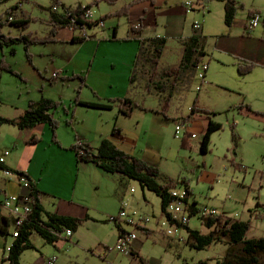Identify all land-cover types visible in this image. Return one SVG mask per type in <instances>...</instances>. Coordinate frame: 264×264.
I'll use <instances>...</instances> for the list:
<instances>
[{"label":"rangeland","instance_id":"374dc122","mask_svg":"<svg viewBox=\"0 0 264 264\" xmlns=\"http://www.w3.org/2000/svg\"><path fill=\"white\" fill-rule=\"evenodd\" d=\"M90 1L11 0L0 6L1 15L8 6L18 5L19 17L30 20L25 30L12 25L4 26L5 34L16 37L29 33L31 37L49 38L28 46L24 41H19L0 48V61L4 59L19 73L15 75L3 71L0 112L12 115L21 102L26 101L29 106L30 100L53 99L61 103L52 111L59 122L55 130L57 144L62 142L61 146L67 149L80 139H85L91 145L98 146L102 137L110 138L117 133L114 128H118L117 114L122 104L118 99L131 97L136 104L134 110L145 111L146 119L143 128L135 130L134 117L126 118L131 119L133 126L125 127L123 135L131 136V132L140 135L136 151V157L140 158L142 154L138 149L141 145L149 140L158 142L154 152L158 155L160 183L164 182L163 178L174 181L185 179L191 189V199L194 198L199 205L215 206L223 215L249 220V239L264 236V0H237L243 7L237 8L235 23L230 27L225 24L224 2L218 0L205 1L203 9H188L180 17L182 29L206 37L207 54L203 56L202 63H207L209 70L206 71L205 80H202L198 76L200 66L190 88L176 94L166 111H163L159 95L149 93L143 84L132 87L129 82L126 88L128 94L124 97L102 99L105 93L116 90L110 88L109 82L112 78L121 80L128 51L124 42L106 40L100 44L94 58L97 39L106 36L103 28L106 27L108 31L112 22L115 26L118 24V38L121 40L126 39L131 30H128L129 18L126 14L118 11L109 15L114 9L122 7L126 0H116L115 3L100 0L98 4ZM136 1L132 0L134 3ZM63 4L69 6L76 17L80 16L81 5L91 6L94 19L109 17L105 19L104 26L87 27V34L91 35L89 39L72 42L71 34L81 35L80 29L63 27L55 35L52 34L53 24L50 20L53 6H58V13H64ZM249 12L258 18L259 24L253 29H247L245 24L251 19ZM196 21L201 23L199 29L193 27ZM179 39L177 36L167 39L161 66L179 64L183 54ZM238 59L252 61L256 67L248 74L240 75ZM59 69L63 72L56 78L53 74ZM101 91L102 95L99 93ZM85 99L110 106L87 107L76 103V100ZM193 105L210 111V114H195L222 124V129L211 135L207 153L200 151L204 132L199 124L195 125V130H189L191 121L184 120L189 115H195L191 114ZM155 115L164 118L160 133L152 130ZM182 122L188 128L179 132L178 139L175 130ZM3 127L13 128L9 124ZM0 134L6 138L10 136L7 130ZM51 137L53 139V131ZM20 148H25L24 143ZM43 148L42 145L39 153L49 155L54 165L47 171L46 190L41 193L44 205L51 208L53 203L60 213L82 217L83 223L72 237L67 238L68 241L61 240L59 244H52L36 231L33 232L30 241L34 247L23 252L20 264H45L49 258H56V264H132L129 255L113 250L119 231L117 223L109 220L120 216L124 202H128L126 209L130 218L139 222L151 219L146 226L153 232L148 236L126 222L121 223L128 232L138 234L142 242L139 251L145 259L156 257L163 264H217L228 253L229 245L226 242H213L205 249L193 247L194 240L190 238L188 230H181L179 234L184 240H178L172 228L163 223L165 217L161 198L155 192L144 189L138 180L120 173H105L92 164L82 163L70 171L67 160L61 156L69 150L62 151L55 159L54 153ZM59 176L61 181L57 179ZM183 187L182 184L178 186L179 189ZM1 212L7 216L5 209ZM10 224L12 232V218ZM190 226L208 233L199 219H192ZM63 232L62 238L66 233ZM12 238L11 235L0 234V264H8L2 259Z\"/></svg>","mask_w":264,"mask_h":264},{"label":"trees","instance_id":"16d2710c","mask_svg":"<svg viewBox=\"0 0 264 264\" xmlns=\"http://www.w3.org/2000/svg\"><path fill=\"white\" fill-rule=\"evenodd\" d=\"M11 0H0V6ZM100 0H96L98 3ZM109 3H115L116 0H104ZM241 5L237 0H225V24L230 27L234 23L235 14L237 8ZM91 7V6H89ZM129 5L124 7L118 13L126 14ZM67 9L66 7H63ZM18 5H10L6 8L3 14L0 15V48L6 45H14L19 41H24L27 46L35 41H47L44 38L31 37L28 33L20 34L19 36H12L3 32V27L6 25H12L19 29L25 30L28 28L30 20L28 18H20L18 14ZM53 17L51 23L53 24L52 34H56L60 28L73 27V29H80L81 35L72 36V42H83L91 35L83 30L84 24L88 28H92L98 25L100 20L105 21L109 15L101 16L97 21L88 22L79 16L76 17L72 11L58 13V10H53ZM254 16V13L249 12V17ZM74 20V21H73ZM130 30L138 32V28L134 26L130 27ZM116 33V30L115 32ZM205 36H190L182 39L181 44L183 46V54L179 64L163 67L161 66L162 53L165 52L167 39L164 37H152V38H139V50L136 53L133 68L130 73V86L135 87L138 84L144 86L149 93H156L160 97L163 111H166L169 107L172 99L176 94L184 92L190 88L192 82L197 74L200 64L202 63L203 56L207 54L205 50ZM238 72L240 75L248 74L253 71L256 64L246 59H238ZM3 71H10L15 75H19L9 63L4 59L0 61V82L2 79ZM121 101L119 112L125 115L133 113L134 104L131 97H125L118 99ZM87 107H109L110 105H101L100 103L78 101ZM61 103L50 98H42L41 100L31 101L26 110H24L18 117L9 118L0 114V127L3 124H9L17 126L20 129H30L37 124H49L53 131V139L55 143H58L55 130L59 126V122L55 120L53 116V110L57 109ZM125 104V106H124ZM248 108L249 105H247ZM197 112L210 111L203 108H198L196 105L191 106V114ZM186 117L184 120H188ZM222 129V124L209 119L207 130L204 131L203 137L200 141V151L207 153L209 151L210 138L215 131ZM114 131H117L114 128ZM38 137H33L30 141H38ZM236 146V145H235ZM72 150H75L78 159L84 161V163H92L98 166L101 170L108 173H120L123 176H127L130 179L138 180L144 189H149L155 192L162 200V211H165L166 206L175 199L172 195V190L177 189L180 184L184 185L187 191V198L191 195V189L189 183L185 179H164L163 183H160L161 172L157 166L151 165L143 158L136 157L130 153L124 151L110 138L102 139L98 146L93 147L90 144L71 146ZM79 149H83L84 153L80 154ZM235 152V147L233 148ZM3 165H0L2 167ZM18 174L25 173L16 171ZM28 177V176H27ZM29 178V177H28ZM30 179V178H29ZM31 180V179H30ZM32 181V180H31ZM41 193L37 190L36 185L32 181L31 196L33 198L34 209L31 216L21 227L18 232V236L14 237L12 246L7 252L6 257H3V261L8 264H20L21 256L23 252L29 248L34 247V244L30 241V236L36 231L39 235L44 237L47 241L55 244L60 235L65 229H72L73 232H77L81 223H83L82 217L67 216L64 214H58L52 211H47L41 204ZM198 205L196 201L191 202L192 212L195 213L193 206ZM46 214V216H44ZM45 217V218H44ZM203 225L209 229L208 233H203L197 229H191L186 226V230L190 233V238L194 241L192 246L197 249H205L213 242H226L229 245L228 253L221 260L217 261V264H264V236L256 238H247V232L250 229L249 220L236 219L231 216L223 215L217 217H209L203 219ZM10 228V218L1 212L0 208V234L8 236ZM119 231L118 236L126 231L121 224L117 223ZM142 232L150 234L151 230L147 228H140ZM12 235V234H11Z\"/></svg>","mask_w":264,"mask_h":264},{"label":"crops","instance_id":"0c3cea01","mask_svg":"<svg viewBox=\"0 0 264 264\" xmlns=\"http://www.w3.org/2000/svg\"><path fill=\"white\" fill-rule=\"evenodd\" d=\"M95 3L96 0H91ZM104 1V0H102ZM205 1L212 2L213 0H189L187 2H184V0H138L135 3L131 1L125 2V4L117 9H114L113 11L110 12H118L121 11L124 7L129 5L131 2V5L127 9L126 15L129 18V29L130 27L134 26V28H138V32H134L133 30L128 31V35L126 39H120L119 34H118V24L111 23L108 27V31H106V27H102L104 29V34L106 36H102L97 39L98 43L96 46V49L94 51V58L96 57L98 51L100 50V44L102 42L108 40L109 42H115V41H122L124 44H126V50L127 52V59H126V67L123 69L122 78L121 80H117L115 78H112V80L109 82L110 88H116V90L113 91V93H105V96L102 99L105 98H113L116 96V98L119 97H124L125 95L128 94V89L127 88V83L130 82L129 77L131 73V68H133L134 64V59L136 56V53H138L139 50V38H152V37H164L166 39L171 38L172 36L174 37H179V40L188 38L192 35L194 36H203V35H198L194 34V31L186 32L185 29L181 28V22H180V17L182 15H185L188 12V9H203L205 7L204 3ZM219 2H224V9H225V0H218ZM107 2V1H104ZM99 3V2H98ZM97 3V4H98ZM66 4H63V7H66L69 11L70 7L65 6ZM85 5H81L79 7L82 8ZM53 13V12H52ZM106 14V13H105ZM224 19H225V12H224ZM234 19V23H235ZM233 23V25H234ZM249 21H247V26H248ZM259 24V23H258ZM106 26V25H105ZM246 26V27H247ZM258 26V25H257ZM116 30V33H114ZM73 36V34H71ZM70 35V36H71ZM95 38V37H94ZM93 38V40H94ZM69 40V38H67ZM207 52V51H206ZM209 70V67L208 69ZM206 70V71H207ZM206 76V73H205ZM89 78V75L88 77ZM115 79V80H114ZM96 81V80H95ZM98 82V81H96ZM108 83V81H107ZM102 95V91L99 92ZM33 100H30V102ZM83 101H86L83 100ZM86 102H91L90 100ZM28 108V104L25 102L19 103V107L14 111L12 115L9 114H4L0 112L1 115L7 116L9 118H16L18 117L24 110ZM147 113L144 112H136L133 110V113L130 115H125L122 114L121 112L117 114V123H118V128L117 133H113L110 138L115 142V145L123 149L124 151L130 153L133 156H137L136 151L137 147L140 141V135L137 133L131 132V136L124 137L123 135V129L125 127L133 126L131 124V119L134 117V128L135 130L142 129L144 126L145 122V115ZM126 118H131V119H126ZM188 119L191 121V127L189 126V130H195V125L199 124L200 130L206 131L207 126L209 123V119L207 117L201 116L199 114H195L193 116H190ZM202 119V120H201ZM164 124V118H161L160 116H153V131L154 133H160V129ZM4 125V124H3ZM3 125L0 127V133L4 132V130H7L10 134H8L9 137H2L0 134V157L4 158V163H3V168H8V170L12 171L14 175L8 176L5 175L0 169V189L5 191L7 194H17L19 192H26V189L22 187V184L19 182L18 178L16 177V171H21L25 173L36 185L37 190L42 192L45 189V179L47 178L46 175H48L47 171L49 169H52L54 167L53 163H51V159L48 158V156H45L43 153H39V149L44 146L43 150L47 149V151L52 152L55 154V159L59 158V155L62 154V151L64 150H69L68 153H64L62 158L64 160H67V164L69 165L70 171L72 168H74L76 165H82L84 161L79 160L77 157V153L75 150H72L70 148H66L63 145L62 142L59 144L54 142V139L51 137V129L49 124H37L33 126L30 129H20L17 126L14 125H9L12 126L13 128H6L3 127ZM128 125V126H127ZM40 135L42 138L39 139ZM33 137H38V141L36 142H31L30 140ZM108 138V137H102V139ZM81 141H84V144H90L89 141H86L85 139H80ZM24 143L25 148H20V145ZM156 144L158 142L149 140L147 143L144 145H141L138 150H140V154H142V158L145 160V162L157 166V158L158 155L154 152V147L156 148ZM91 145V144H90ZM93 146V145H92ZM96 147V146H93ZM8 151V153H7ZM65 156V157H64ZM84 164H92V163H84ZM94 165V164H92ZM96 166V165H94ZM99 168L98 166H96ZM57 168V167H56ZM63 168V167H62ZM101 170V169H100ZM103 171V170H101ZM105 172V171H104ZM108 173V172H105ZM59 181H61V177H57ZM192 193L189 197V200L196 201L194 198L191 199ZM41 204L44 207L45 210L47 211H52L58 214H64L67 216H74L73 213H67V212H62L60 213V210H58V207H55V204L52 203V207H55V209H52L50 207H46L42 201V196H41ZM1 210L4 209L0 207ZM6 210V209H5ZM7 212V211H6ZM9 213L7 212V217H9ZM10 218V223H11V217ZM45 218V217H44ZM13 219V218H12ZM195 219V218H194ZM11 225V224H10ZM13 225H14V220H13ZM161 226V225H160ZM191 229H197V228H192ZM147 229H150L147 227ZM151 230L150 234L145 233V236L151 235L153 230ZM198 230V229H197ZM11 228H9V235L12 234ZM202 232V231H201ZM209 232V229H208ZM76 233V232H75ZM144 233V232H143ZM74 234V233H73ZM12 236V235H11ZM119 237V236H118ZM14 237L12 238L11 245L13 243ZM61 240H67L66 237L62 238L60 236L59 240L55 244H59V241ZM142 242L140 239L137 237V239L133 242V254L129 255L132 260V264H163L161 260L157 259L156 257H150L149 259H145L142 257L140 254V248H141ZM127 254V253H126ZM7 252L4 254L6 257ZM128 255V254H127ZM3 256V257H4ZM48 261L45 260V264Z\"/></svg>","mask_w":264,"mask_h":264},{"label":"built area","instance_id":"2783aa9c","mask_svg":"<svg viewBox=\"0 0 264 264\" xmlns=\"http://www.w3.org/2000/svg\"><path fill=\"white\" fill-rule=\"evenodd\" d=\"M53 10L57 11L58 6L54 5ZM65 12H69L68 9H64ZM80 18L92 22L97 21L98 19H94L93 12L89 6H84L80 10ZM74 21V20H73ZM200 22L196 21L193 24L194 29L200 28ZM99 26H104V21L100 20L98 22ZM258 25V18L254 16L251 17L249 20L247 29H253ZM83 30L87 32V25L84 24ZM200 66L202 67L200 72L198 73V76L205 80V73L208 69L207 63H201ZM199 66V67H200ZM63 70L59 69L58 71H54V77L58 78L62 74ZM199 89V87H197ZM188 128L185 124V122L179 123L176 126L175 130V136L176 138H180L179 132L181 130H186ZM84 141L79 140L77 144L83 145ZM80 154L84 153L83 149H79ZM8 153V151H7ZM4 158L0 157V165H3ZM3 173L8 176L14 175V173L8 168H3ZM18 178L19 182L22 184V187L26 189V192L22 193L19 192L17 194H7L5 191L0 189V207L6 209V211L9 213V217L13 218L14 220V231H12V236L16 237L18 236V232L20 231L21 227L24 225V223L28 220V217L32 215L34 204H33V198L31 196V186L32 181L23 174H15ZM187 189L185 187L179 189H173L172 195L175 199H173L165 208V211L163 212V215L165 217V222H163L165 225L172 228L174 232V236L178 238V240L183 241L184 238L182 235L179 234L181 230H186V226L190 227V221L194 218L199 219L201 222L203 219L209 218V217H217L220 216L221 213L219 212L218 208L215 206H209V205H196L193 206L195 208V213H193L191 210V201L186 200L187 198ZM189 199V197H188ZM127 206L128 202H124L122 204V208L120 210V216L119 217H111L109 220L113 223H119L126 222L129 225L134 226L136 229H140L142 226L143 228H147L146 224L151 220L150 218H147L141 222L136 221L133 218H130L127 212ZM141 230V229H140ZM142 231V230H141ZM65 237L70 238L73 236V230L72 229H65ZM64 233V232H62ZM62 233L59 234L62 236ZM138 234L133 232H128L127 230L124 231L120 236L118 237V241L116 243V246L113 250H116L121 253H127L128 255L133 254V242L137 239ZM12 245L6 247V252H9ZM57 259L56 258H49L46 264H56Z\"/></svg>","mask_w":264,"mask_h":264}]
</instances>
